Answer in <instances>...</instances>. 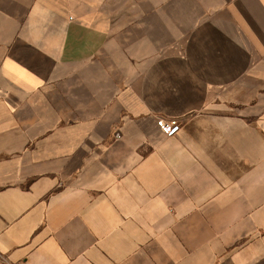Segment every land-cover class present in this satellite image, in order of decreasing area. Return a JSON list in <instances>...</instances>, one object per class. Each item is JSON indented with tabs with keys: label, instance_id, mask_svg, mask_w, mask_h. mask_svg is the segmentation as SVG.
I'll return each mask as SVG.
<instances>
[{
	"label": "crops",
	"instance_id": "1",
	"mask_svg": "<svg viewBox=\"0 0 264 264\" xmlns=\"http://www.w3.org/2000/svg\"><path fill=\"white\" fill-rule=\"evenodd\" d=\"M0 264H264V0H0Z\"/></svg>",
	"mask_w": 264,
	"mask_h": 264
},
{
	"label": "built area",
	"instance_id": "2",
	"mask_svg": "<svg viewBox=\"0 0 264 264\" xmlns=\"http://www.w3.org/2000/svg\"><path fill=\"white\" fill-rule=\"evenodd\" d=\"M157 126L159 130L169 138L176 137L182 131L181 124L176 120L159 118L157 119Z\"/></svg>",
	"mask_w": 264,
	"mask_h": 264
}]
</instances>
